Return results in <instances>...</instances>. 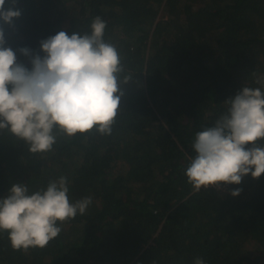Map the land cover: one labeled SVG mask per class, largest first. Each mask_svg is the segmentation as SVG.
<instances>
[{
    "label": "trees",
    "instance_id": "obj_1",
    "mask_svg": "<svg viewBox=\"0 0 264 264\" xmlns=\"http://www.w3.org/2000/svg\"><path fill=\"white\" fill-rule=\"evenodd\" d=\"M9 0H5V9ZM21 15L0 21L5 47L40 54L59 31L90 33L122 58V93L109 135L67 137L48 153L0 133V198L12 183L29 192L68 180L84 214L58 224L44 248L13 249L0 232V264H264V174L194 192L184 172L195 133L226 112L243 86L264 91V0H16ZM264 146V139L257 141ZM246 148L252 145H245ZM239 188L240 194L230 195Z\"/></svg>",
    "mask_w": 264,
    "mask_h": 264
},
{
    "label": "clouds",
    "instance_id": "obj_2",
    "mask_svg": "<svg viewBox=\"0 0 264 264\" xmlns=\"http://www.w3.org/2000/svg\"><path fill=\"white\" fill-rule=\"evenodd\" d=\"M16 0H0V21L11 25L21 15ZM106 22L99 16L90 33L59 31L39 42V52L19 49L30 67L17 61L5 47L0 29V133L23 141L31 153H48L57 142L54 130L67 137L88 133L109 135L122 93L118 83L131 77L124 72L117 48L104 40ZM211 127L195 133V153L184 172L194 192L209 186L239 185L250 175L264 174V91L243 86ZM245 145H252L246 148ZM236 188L230 193L240 194ZM66 177L50 181L46 188L29 192L25 183H12L0 198V232L8 234L13 249L44 248L56 238L62 224L84 214L92 197L70 202ZM193 264H205L197 257Z\"/></svg>",
    "mask_w": 264,
    "mask_h": 264
}]
</instances>
